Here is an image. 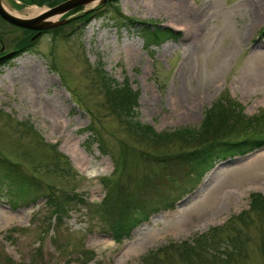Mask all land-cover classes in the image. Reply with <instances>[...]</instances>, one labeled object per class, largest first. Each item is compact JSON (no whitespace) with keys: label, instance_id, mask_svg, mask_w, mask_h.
I'll return each instance as SVG.
<instances>
[{"label":"rangeland","instance_id":"rangeland-1","mask_svg":"<svg viewBox=\"0 0 264 264\" xmlns=\"http://www.w3.org/2000/svg\"><path fill=\"white\" fill-rule=\"evenodd\" d=\"M94 1L59 16L71 19L60 31L0 61V157L40 183L28 202L10 193L7 180L0 184V264H264V207L252 203L264 197V149L173 184L158 162L128 154L123 190L133 200L145 193L156 209L121 243L107 232L100 204L102 179H117L111 156L118 159L123 145L153 150L106 107L101 77L138 92L135 119L157 133L197 129L221 97L246 120H262L264 0ZM124 18L179 36L146 49L121 26ZM32 35L20 28V36H0V59ZM257 125L264 133V120ZM144 178L152 185H142ZM50 196L63 210L60 220Z\"/></svg>","mask_w":264,"mask_h":264},{"label":"trees","instance_id":"trees-1","mask_svg":"<svg viewBox=\"0 0 264 264\" xmlns=\"http://www.w3.org/2000/svg\"><path fill=\"white\" fill-rule=\"evenodd\" d=\"M91 13L81 16L85 22L91 19ZM102 15H100L101 17ZM126 21V22H124ZM121 25L125 29L134 30L142 39L146 49L159 47L161 44L176 40L179 34L168 27H161L157 22H144L124 18ZM60 29V28H59ZM56 29L55 31H60ZM30 38L25 43H20V51L28 47ZM103 85L105 105L111 114L119 121L125 124L130 135L139 142L150 145L153 150L144 148L136 149L132 146L123 145L119 158L111 156L115 163L114 176L117 179L112 182V178L102 179L101 183L106 189V194L100 202L102 212L107 217L106 230L116 243H121L131 237L132 232L141 224L147 222L155 211V207L148 201L147 196L141 194V199L133 200V192L123 190L120 176L125 173V163L128 154L135 153L142 161L151 165L158 162L165 167L169 183L173 184L178 177H185L189 171L197 174L207 173L217 164L227 162L234 158L245 157L253 152L264 149V133L258 130L257 123L262 120H246L243 118L242 111L238 104L232 103L229 98H219L206 111L201 125L195 128H181L172 132L157 133L152 127L140 124L136 118L135 109L138 106L139 93L134 92L125 85H115V82L103 75L101 77ZM231 101V102H230ZM91 126H88L90 128ZM218 127V128H217ZM87 128V129H88ZM212 129V131H210ZM210 131V132H209ZM241 134V135H240ZM232 135L233 138L226 137ZM90 136L95 138L98 146L103 150V143L99 141L100 137L95 131L90 130ZM195 146L194 148H185L183 144ZM176 144L179 146L176 147ZM178 148L173 151L172 148ZM148 151L150 154L143 152ZM168 150V151H165ZM4 180L9 183L10 193H17L24 202H28L27 197L37 194L40 183L34 176H28L20 167L12 162L0 157V184ZM147 187L152 185L144 178L140 181ZM153 187L157 190V185ZM152 188V187H151ZM126 194V195H125ZM125 195V196H124ZM117 196L115 200L112 199ZM51 204L56 208L52 212L55 219L62 218L63 210L56 205V198L50 196ZM30 200H34V198ZM74 199V198H72ZM80 203L84 204V200ZM168 205V202H164ZM253 207L259 209L264 207V197L252 201ZM117 206L116 211L112 213V208ZM60 215V216H59ZM192 248L186 249L185 256L190 257Z\"/></svg>","mask_w":264,"mask_h":264},{"label":"water","instance_id":"water-1","mask_svg":"<svg viewBox=\"0 0 264 264\" xmlns=\"http://www.w3.org/2000/svg\"><path fill=\"white\" fill-rule=\"evenodd\" d=\"M92 1L94 0H69L67 2H64L56 6L55 8L48 10L43 16H40L35 19L18 18L10 14L8 11H6L0 6V16L4 20L16 26H19L20 28L31 30V31H37L40 33L45 30H49L52 28H57L59 26H62L63 24H66L69 21V20H57L56 22H51L50 20H46L47 17L55 16L57 14H59V16H62L70 12L71 10L78 8V7H82ZM108 1L109 0H99L98 5H104ZM38 34L35 35L32 38V40L35 39V37H37Z\"/></svg>","mask_w":264,"mask_h":264},{"label":"flooded vegetation","instance_id":"flooded-vegetation-1","mask_svg":"<svg viewBox=\"0 0 264 264\" xmlns=\"http://www.w3.org/2000/svg\"><path fill=\"white\" fill-rule=\"evenodd\" d=\"M66 0H0V6L4 8V5L8 7L20 8V7H29V6H56L60 3L65 2ZM109 4V3H108ZM11 5V6H10ZM12 9V8H11ZM15 11V10H14ZM30 34L36 35V32L29 31ZM32 32V33H31ZM46 32L40 33V35L45 34ZM20 36V27L10 24L9 22L5 21L0 16V36ZM32 35V36H33ZM20 50V41L17 42L12 46V50L10 52H5L1 54L2 58L0 61H4L7 58L13 57L18 53Z\"/></svg>","mask_w":264,"mask_h":264},{"label":"bare ground","instance_id":"bare-ground-1","mask_svg":"<svg viewBox=\"0 0 264 264\" xmlns=\"http://www.w3.org/2000/svg\"><path fill=\"white\" fill-rule=\"evenodd\" d=\"M96 2H98V0L94 1V3H96ZM4 9L13 15L20 16V18H23V19L38 18L40 16H43L47 12L46 8H32L30 10L26 9L25 10L26 12L16 13V12L12 11V9L6 5H4ZM28 13H29V15H28ZM57 18H59V15L47 17L46 20H54Z\"/></svg>","mask_w":264,"mask_h":264}]
</instances>
